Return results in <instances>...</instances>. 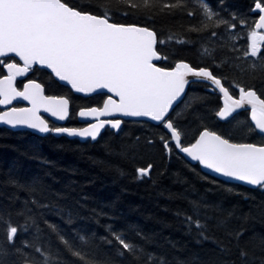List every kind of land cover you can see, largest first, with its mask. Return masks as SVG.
I'll return each instance as SVG.
<instances>
[{
    "label": "snow or ice",
    "instance_id": "obj_1",
    "mask_svg": "<svg viewBox=\"0 0 264 264\" xmlns=\"http://www.w3.org/2000/svg\"><path fill=\"white\" fill-rule=\"evenodd\" d=\"M217 7L207 0H0V124L100 143L106 126L119 138L123 118H138L156 130L144 146L139 137L106 142L112 159L93 162L121 176L123 166L113 160L129 163L133 181L155 186L168 170L154 178L151 161L137 162L142 147L159 146L162 158L181 161L202 182L197 188L177 176L183 192L169 194L186 205L172 213L188 241L181 243L163 231L118 225L115 202L91 206L74 182L60 188L50 172L10 167L0 178L7 193L0 201V264H264V0H252L249 13L257 18L251 24L235 13L225 19L224 0ZM178 17L188 20L180 33L163 37L155 27L158 19ZM238 23L247 29L243 36L232 31ZM222 25L224 33L217 31ZM173 40L198 43L201 62L170 59L176 53L162 49ZM226 69H259L260 88L230 79ZM195 83L218 91L215 122L197 113L192 100L198 98L186 99ZM75 94L101 99L75 113L85 126H57L72 116ZM17 100L27 106H14ZM197 166L251 186L261 199L245 196L247 207L239 206L228 199L243 195L238 185L209 180ZM218 191L225 196L217 199Z\"/></svg>",
    "mask_w": 264,
    "mask_h": 264
},
{
    "label": "trees",
    "instance_id": "obj_2",
    "mask_svg": "<svg viewBox=\"0 0 264 264\" xmlns=\"http://www.w3.org/2000/svg\"><path fill=\"white\" fill-rule=\"evenodd\" d=\"M218 2L219 0H207L213 10L217 11H219ZM224 4L227 8V13L221 12V15L225 19H228L229 14L232 13L246 17L249 24L251 23L250 17L252 19L257 18L254 14L249 13V6L252 4V0H224ZM187 23L188 20L184 17H178L175 20L162 18L156 21L155 27L161 32L163 37H167L170 33L182 32V26ZM239 27L238 23L237 28L232 31L236 32ZM217 31L224 33V26L222 25ZM224 38H226V34ZM244 41H241V39L236 41V46L241 49V55L243 48L246 46V41ZM199 47L198 43L195 45L192 43L180 45L173 40L164 46L162 50L168 53L173 51L176 53V56L170 57V59L182 58L196 64L201 62V58L197 55ZM227 51V49L224 50V52ZM262 51H264V46H262ZM224 52L218 50V56L223 55ZM228 54L232 55V53ZM204 62L207 63L208 61L205 60ZM225 71L230 79L235 77V80L241 84L249 85L254 83L258 89L261 86L262 75L259 69L255 71L249 70L244 73H233L227 69ZM57 91L66 92V89ZM187 92L188 96L186 99L198 98L192 100L193 107L196 108L197 113L203 115L209 122H215L217 119L214 116V112L219 96L217 92L207 90L200 83L189 86ZM72 101L75 106H77L78 102L83 103V100L79 98L75 99L74 102L73 96ZM237 119L243 120V115L237 117ZM220 126L225 129L232 127L223 123H220ZM122 129L123 131L120 133L119 138L110 136L109 133L112 131L106 130L102 134L104 139L100 143H80L77 140L45 138L28 132H13L0 128V178L3 177V173L10 167H16L20 173L28 175H42L50 172L59 181L57 187L63 188L74 182L75 192L87 195L91 206H104L115 202V221L118 225L132 224L149 232L163 231L165 236L170 234L171 238L181 243H188L179 222L173 219L172 216L177 206L185 207L186 205L182 201H173L168 197L169 194L175 196L183 192L184 185L176 182L177 176L181 180L187 179L197 188H201L200 177L184 168L181 161L175 159L168 161L166 158H162L159 146L151 149L142 147L145 155L143 159L137 162L142 164L145 161H151L156 166L152 173L154 178L158 172H163L165 169L168 170V174L159 179L155 186H153L152 181H133L131 179L133 167L129 163L113 160L115 164H122L126 173L123 176L101 167L98 163H94L93 160L112 159L105 152L104 145L106 142L119 143L121 140L139 137L140 144L144 146L145 138L156 131L150 128L148 123L134 121H125ZM45 161L47 164L44 163ZM196 171L201 176L207 175L200 170L199 166H197ZM207 176L209 180L215 179L226 187L236 185L218 180L209 175ZM206 186L204 185V187ZM236 191L243 195L238 198L228 197V199L241 207H247L248 205V201L244 199L245 196L254 198L257 202L261 199L258 191H249V188L241 185H238ZM6 195L5 190L0 189V201L6 199ZM224 196V192L218 191L216 198L219 199ZM165 209L168 211L165 212ZM162 220H167L168 226L166 228H163L159 223Z\"/></svg>",
    "mask_w": 264,
    "mask_h": 264
},
{
    "label": "water",
    "instance_id": "obj_3",
    "mask_svg": "<svg viewBox=\"0 0 264 264\" xmlns=\"http://www.w3.org/2000/svg\"><path fill=\"white\" fill-rule=\"evenodd\" d=\"M190 80L191 79H193V78H189ZM189 87V86H188ZM188 90V88L186 89V91ZM217 93H218V91H217ZM238 94V93H237ZM75 95H78V96H82V97H91V96H85L84 94H75ZM92 96H96L95 94H93ZM14 104L15 103H20V104H26L27 105V102L26 101H22V100H17V101H14L13 102ZM238 112H243V110L242 109H240V110H237ZM41 115L42 116H44V118H46V119H48L49 121H54L55 120V118L54 117H50L49 116V114H47V113H43V112H41ZM124 119V121H135V122H138V118H131V117H125V118H123ZM146 119V118H145ZM217 120H218V118H216ZM78 120H79V122L80 123H84V121L81 119V118H79L78 117ZM67 121H56V124L58 125V126H63V125H65V123H66ZM150 123H154V122H150ZM220 123H223V122H220ZM122 126H123V124H122ZM121 126V127H122ZM0 128H5V129H7V130H10V131H13V132H28V133H31V134H34V135H37V136H40V137H45V134H41V133H38V132H36V131H34V130H32V129H28V128H16V129H12V128H9L8 126H6V125H2V124H0ZM106 129H109L110 131H112V132H115L116 130H113V129H110V128H107V126H106ZM105 129V130H106ZM105 130H102V134L104 133V131ZM64 138H66V139H69V140H77L78 142H80V143H84L82 140H81V138H78V137H73V138H67V137H64ZM92 143H94V142H92ZM200 168V167H199ZM200 170L203 172V173H205V174H207V175H209V176H211V177H213V178H216V179H218V180H221V181H224V182H227V183H232V184H236V185H241V186H244V187H246V188H251V186H248V185H244V184H242V183H240V182H237V181H228V180H226V178H224V177H222V176H219V175H217V174H215V173H212L210 170H207V169H202V168H200Z\"/></svg>",
    "mask_w": 264,
    "mask_h": 264
},
{
    "label": "flooded vegetation",
    "instance_id": "obj_4",
    "mask_svg": "<svg viewBox=\"0 0 264 264\" xmlns=\"http://www.w3.org/2000/svg\"><path fill=\"white\" fill-rule=\"evenodd\" d=\"M19 79V78H18ZM79 98L80 100H83V103L78 102L77 106L73 104L72 97H71V111L72 116L67 120L65 125L63 126H75V127H83L85 126V123H80L78 120V116L75 115L76 112H78L80 107H87V106H94L101 98L99 96H91V97H82L78 95L73 96V100L75 102V99L77 100ZM14 106L17 107H25L24 104H14ZM108 130V129H107Z\"/></svg>",
    "mask_w": 264,
    "mask_h": 264
},
{
    "label": "rangeland",
    "instance_id": "obj_5",
    "mask_svg": "<svg viewBox=\"0 0 264 264\" xmlns=\"http://www.w3.org/2000/svg\"><path fill=\"white\" fill-rule=\"evenodd\" d=\"M250 19H251V23H252V21L255 19H252V17H250ZM250 23V24H251ZM246 29H245V27H242V26H240L239 28H238V30L236 31V32H240L241 34H242V36L244 35V34H246ZM244 39H241V41H243ZM245 42V41H244Z\"/></svg>",
    "mask_w": 264,
    "mask_h": 264
}]
</instances>
